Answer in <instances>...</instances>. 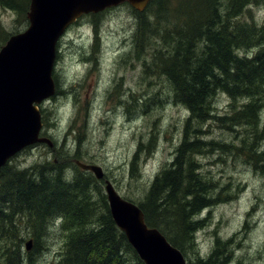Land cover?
Segmentation results:
<instances>
[{"label":"trees","instance_id":"16d2710c","mask_svg":"<svg viewBox=\"0 0 264 264\" xmlns=\"http://www.w3.org/2000/svg\"><path fill=\"white\" fill-rule=\"evenodd\" d=\"M30 2L0 0V6L26 22ZM263 5L264 0H151L144 12L133 11L140 23L136 47H144L140 36L148 28L161 41L160 49L153 47L149 54L152 63L147 69H156L158 77L172 88L175 103L187 113L184 135L172 160L155 175L137 204L147 225L159 229L182 253L184 246L196 244L194 235L204 226L198 216L216 204L208 191L216 183L201 172L197 157L215 150L214 144L218 147L219 143L205 142L204 131L197 126L218 118L210 104L214 106L220 92L229 99L243 100L237 119L227 115L231 125H247L254 133L264 110V23L259 24L252 14ZM163 17H170L174 24H164ZM152 19L168 29L149 24ZM95 25V40L99 41L98 20ZM17 33H9L0 24V50ZM41 112L46 135L49 114L42 107ZM243 144L244 140L239 154L260 166L257 161L264 162V136L256 139L261 149L256 155L252 148L244 150ZM145 147L149 150L153 141ZM219 149L231 151L227 146ZM141 153L140 149L133 156L132 174L138 173ZM72 158L81 161L79 155ZM11 161L0 171V264H33L45 250L42 236L58 230L63 234L62 247L54 264H144L112 218L103 180L76 165L75 177L69 181L64 166L53 161L26 168ZM27 236L33 240L29 252L24 250ZM214 245L205 258L187 259V264H227L231 255L227 243L217 238Z\"/></svg>","mask_w":264,"mask_h":264},{"label":"rangeland","instance_id":"374dc122","mask_svg":"<svg viewBox=\"0 0 264 264\" xmlns=\"http://www.w3.org/2000/svg\"><path fill=\"white\" fill-rule=\"evenodd\" d=\"M133 11L128 4L109 8L99 18L83 17L66 31L57 45L53 73L57 94L41 105L50 123L43 136L53 140L54 146L35 145L14 157L11 164L26 168L53 161L64 166L70 181L76 171L72 157L79 155L82 162L102 167L106 180L124 199L137 204L144 198L152 179L172 160L184 135L187 113L175 103L172 88L158 77L156 69H147L152 63L149 54L153 47L160 49L161 41L148 28L140 36L144 47H136L140 23ZM252 14L259 24L264 23V5ZM95 20L99 41L95 40ZM162 20L174 24L170 17ZM0 24L9 33L29 27L28 19L25 22L1 6ZM149 24L168 29L153 19ZM242 104V99L232 100L220 92L214 106L210 104L218 118L197 126L204 131L205 142L219 143L218 147L214 144L215 150L197 157L201 172L216 183L208 189L216 204L198 216L204 226L194 235L196 244L183 247L186 261L205 258L219 238L231 254L227 264H264V162L254 165V160L238 151L244 140V150L252 148L255 155L261 152L255 142L264 136L260 133L264 110L253 133L251 127L231 125L227 118L233 114L237 119ZM151 141L153 147L148 150L145 145ZM224 146L231 151L219 149ZM140 149L141 163L134 175L131 162ZM102 190L105 193L104 182ZM62 236L59 230L42 236L45 250L33 264H54L61 253ZM29 240L27 236L26 243Z\"/></svg>","mask_w":264,"mask_h":264},{"label":"water","instance_id":"95a60500","mask_svg":"<svg viewBox=\"0 0 264 264\" xmlns=\"http://www.w3.org/2000/svg\"><path fill=\"white\" fill-rule=\"evenodd\" d=\"M151 0H31L29 27L9 38L0 50V171L17 154L30 146L53 141L41 136L44 101L56 94L53 71L57 45L67 29L84 15H96L109 8L129 4L145 11ZM74 163L81 170L103 180L102 167ZM105 193L112 218L144 264H187L182 252L157 229L145 222L142 209L116 191L105 180ZM33 240L26 243L31 251Z\"/></svg>","mask_w":264,"mask_h":264},{"label":"bare ground","instance_id":"6f19581e","mask_svg":"<svg viewBox=\"0 0 264 264\" xmlns=\"http://www.w3.org/2000/svg\"><path fill=\"white\" fill-rule=\"evenodd\" d=\"M161 81V80H160ZM163 81V80H162ZM171 91V90H170ZM148 143H150V142H148ZM65 144V143H64ZM70 146V145H69ZM65 151V150H64ZM62 154V153H61ZM139 168V167H138ZM138 170V169H137ZM135 175V174H134ZM152 182V181H151ZM224 246V245H223ZM224 251V250H223ZM229 257V256H228Z\"/></svg>","mask_w":264,"mask_h":264}]
</instances>
